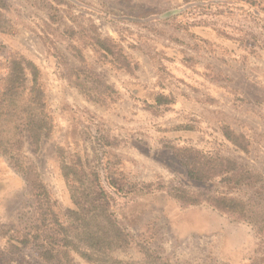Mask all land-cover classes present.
I'll use <instances>...</instances> for the list:
<instances>
[{
    "label": "rangeland",
    "instance_id": "obj_1",
    "mask_svg": "<svg viewBox=\"0 0 264 264\" xmlns=\"http://www.w3.org/2000/svg\"><path fill=\"white\" fill-rule=\"evenodd\" d=\"M184 1L0 0V77L10 58L32 62L53 127L37 150L23 140L21 156L35 164L59 217L72 208L61 158L96 174L95 204L130 240L114 254L118 264H264V230L182 198L222 193L264 207V8L212 0L194 9ZM96 38L112 39L129 70L105 58ZM81 66L91 70L88 86L113 90L103 105L71 84ZM178 149L230 159L259 181L241 189L192 181ZM33 203L0 156V264H46L38 245L18 250L6 241L31 221Z\"/></svg>",
    "mask_w": 264,
    "mask_h": 264
},
{
    "label": "trees",
    "instance_id": "obj_2",
    "mask_svg": "<svg viewBox=\"0 0 264 264\" xmlns=\"http://www.w3.org/2000/svg\"><path fill=\"white\" fill-rule=\"evenodd\" d=\"M212 0H187V5L203 9V2ZM236 5L264 8V0H231ZM0 24V33H4ZM112 62L121 61V67L129 70L126 57L110 38H96L93 42ZM79 62L84 64L83 58ZM91 70L72 68L69 80L77 91L93 104L103 105L113 91L108 86L93 82L88 86ZM45 92L39 83V71L29 60L13 57L6 61L0 77V156L21 175L29 188L34 205V216L25 226L12 231L7 244L12 249L27 248L36 244L42 248L41 260L46 264H73L72 255L93 264H118L114 254L130 246L128 235L106 207L95 204L97 176L79 159L66 162L61 158L60 175L65 182L72 203L62 216L55 212L50 193L42 181L35 164L22 158V143L27 140L37 150L52 132L51 118L46 109ZM225 138L245 152V140L232 133ZM175 157L186 176L196 182L219 179L232 188H250L258 183L254 172L226 158H213L197 151L178 149ZM264 189V186H260ZM189 205L206 203L213 209L246 222L257 230H264V207L259 203L222 193L204 197L203 194L182 193ZM202 197V198H201ZM5 235V234H3Z\"/></svg>",
    "mask_w": 264,
    "mask_h": 264
}]
</instances>
